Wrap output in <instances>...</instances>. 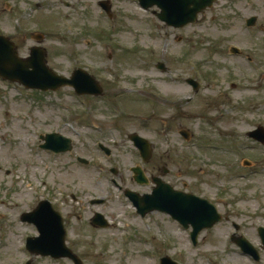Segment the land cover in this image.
Listing matches in <instances>:
<instances>
[{"label": "rangeland", "instance_id": "obj_1", "mask_svg": "<svg viewBox=\"0 0 264 264\" xmlns=\"http://www.w3.org/2000/svg\"><path fill=\"white\" fill-rule=\"evenodd\" d=\"M102 1L113 6L110 22ZM155 12L160 10L147 12L136 0H0V34L25 44L21 55L37 44L32 35L42 33L54 69L67 77L85 69L100 75L111 91L108 100L96 101L70 89L40 93L0 81V212L13 213L11 228L0 224V264H72L24 252L26 236L37 231L19 219L35 209L36 196L61 212L68 245L85 264H159L165 256L180 264H256L230 238L239 225L258 246L257 228L264 227V147L246 138L264 126V0H219L196 24L180 30L168 28ZM253 16L258 23L247 28ZM233 46L242 49L241 57L230 52ZM160 62L166 73L158 69ZM188 79L201 84V95L186 111L204 117L181 120L184 128L178 121L166 128L160 120L177 113L168 106L186 105L194 95ZM175 83L184 89L169 94ZM120 116L124 121L110 127ZM182 131L194 135L192 143L184 142ZM54 132L74 140L73 157L40 149V137ZM134 133L156 147L151 168H171L167 180L200 192L226 217L217 230L203 233L198 247L170 219L136 215L112 184L115 179L122 187H136L130 170L141 159L128 139ZM196 139L202 147L191 148ZM114 142L122 145L115 148ZM100 144L112 150L110 157ZM223 144L226 149L217 152L206 147ZM254 145L257 150L250 148ZM111 169L122 177L112 176ZM95 200L105 204L93 205ZM96 213L110 221L109 229L91 225ZM259 251L264 257V248Z\"/></svg>", "mask_w": 264, "mask_h": 264}, {"label": "water", "instance_id": "obj_2", "mask_svg": "<svg viewBox=\"0 0 264 264\" xmlns=\"http://www.w3.org/2000/svg\"><path fill=\"white\" fill-rule=\"evenodd\" d=\"M216 0H141L145 7L158 6L162 9V13L158 14L159 18L166 22L168 26L184 27L189 23H195L198 15L208 7H211ZM6 38L0 39V77L4 80L20 83L28 89H39L42 91H57L64 87H73L80 95H101L102 90L97 84L96 80L88 75L85 71L78 70L74 73L71 79L59 76L46 65V55L43 50H33L32 57L28 60H22L18 57L17 51L11 46ZM162 70H166L165 65H160ZM196 87L197 84L192 82ZM256 133L264 136V129L260 128ZM58 145H46L44 148H50L56 151H68L71 147H64V143L71 142L58 135L49 136ZM137 145L147 153L146 149L150 151V145L144 139H137ZM148 157L149 155H146ZM150 158V157H149ZM172 189L166 185L165 187L156 188L152 196H145L141 198L132 199L135 206L138 208L139 213L144 216L147 212L154 210H165L168 214L179 221L186 228L193 225L195 231L193 233L194 242L197 241L198 234L206 229L212 228L216 223L222 220L221 216L217 213L214 206L208 201L197 198L192 195H185L182 193L175 194ZM50 214L57 217L59 223L60 235L54 241L57 244H47L52 241L55 234H50L46 220L42 223L39 222L43 237L41 239L31 241L29 249L33 254H42L44 256H54L55 258L70 257L76 260V264H82L75 256L67 249L65 245V234L62 221L57 214L50 208ZM264 239V230L261 229ZM60 244V246L58 245ZM248 247L249 245L246 244ZM170 260H165V264H169ZM173 263V262H172ZM175 264V263H173Z\"/></svg>", "mask_w": 264, "mask_h": 264}, {"label": "flooded vegetation", "instance_id": "obj_3", "mask_svg": "<svg viewBox=\"0 0 264 264\" xmlns=\"http://www.w3.org/2000/svg\"><path fill=\"white\" fill-rule=\"evenodd\" d=\"M165 167L166 166H163L162 168H160V167L151 168L150 166H148L145 170H146V173L148 174V176L152 178L154 176H163V172L165 170ZM119 175H120V178H121L122 175L121 174H119ZM169 175H170V172H169ZM150 190H151V188H148L146 191H150Z\"/></svg>", "mask_w": 264, "mask_h": 264}, {"label": "bare ground", "instance_id": "obj_4", "mask_svg": "<svg viewBox=\"0 0 264 264\" xmlns=\"http://www.w3.org/2000/svg\"><path fill=\"white\" fill-rule=\"evenodd\" d=\"M174 85H175V87H169L168 88V91L167 92L169 94H173V93H176L177 91H180V90H183L184 89V86L181 85V84L175 83ZM10 252H15V250L12 248V249H10Z\"/></svg>", "mask_w": 264, "mask_h": 264}]
</instances>
